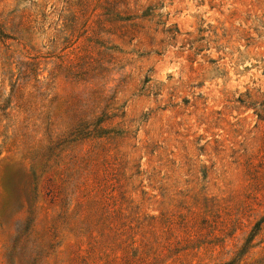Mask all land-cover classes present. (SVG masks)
Returning a JSON list of instances; mask_svg holds the SVG:
<instances>
[{
  "label": "rangeland",
  "instance_id": "rangeland-1",
  "mask_svg": "<svg viewBox=\"0 0 264 264\" xmlns=\"http://www.w3.org/2000/svg\"><path fill=\"white\" fill-rule=\"evenodd\" d=\"M0 26V264H264V0H0Z\"/></svg>",
  "mask_w": 264,
  "mask_h": 264
},
{
  "label": "trees",
  "instance_id": "trees-1",
  "mask_svg": "<svg viewBox=\"0 0 264 264\" xmlns=\"http://www.w3.org/2000/svg\"><path fill=\"white\" fill-rule=\"evenodd\" d=\"M0 37H2V38H8V37H10V35L9 34H7L6 32H4V30L1 28V26H0ZM62 138V137H61ZM60 138V139H61ZM264 221V218H262V219H260V220H258L257 222H256V225H255V229H259L260 228V225H261V223ZM252 239V237H249V239H248V243L250 242V240ZM247 244V243H246ZM225 264H234V263H232V262H228V263H225Z\"/></svg>",
  "mask_w": 264,
  "mask_h": 264
}]
</instances>
